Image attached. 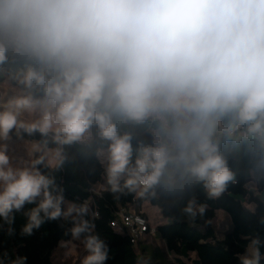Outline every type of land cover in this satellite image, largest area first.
<instances>
[{
  "label": "clouds",
  "instance_id": "1",
  "mask_svg": "<svg viewBox=\"0 0 264 264\" xmlns=\"http://www.w3.org/2000/svg\"><path fill=\"white\" fill-rule=\"evenodd\" d=\"M77 158L102 168L116 200L161 212L197 187L220 199L236 159L253 190L264 183V0H0V219L35 205L21 235L70 221L65 246L106 264L86 218L98 213L51 174ZM208 207L191 195L182 212ZM262 246L250 238L239 264H260Z\"/></svg>",
  "mask_w": 264,
  "mask_h": 264
},
{
  "label": "trees",
  "instance_id": "2",
  "mask_svg": "<svg viewBox=\"0 0 264 264\" xmlns=\"http://www.w3.org/2000/svg\"><path fill=\"white\" fill-rule=\"evenodd\" d=\"M232 166L238 172L237 183L230 185L228 192L220 199L206 200L202 190L197 187L171 207L164 204L163 212L154 204L131 196L116 200L105 190L99 196L91 193V189L104 186L102 168L94 160L85 162L77 158L75 163L66 164L63 170L51 174L63 187L66 200L77 203L88 200L91 210L98 213L96 217L86 218L94 222V234L109 247L110 258L106 264H138V261H147V264H239L238 254L244 252L250 238L258 235L264 240V224L260 222L264 217V183L253 190L248 183V165L243 159H236ZM42 171L48 172L43 168ZM191 195H195L199 202L208 204L203 219L197 217L195 221H189L183 214L182 208ZM144 202L156 208L160 217L168 221L156 225L152 236L162 245L166 257L171 256V259L158 260L154 250L150 256L144 255L148 248L145 239L150 234L145 233L142 236L145 239L140 238L131 244L125 233L110 227L119 209L131 207L138 213ZM34 206L26 205L22 211L14 213L15 222L11 226L0 219V260L3 264H11L17 257L24 256L27 257V264H54L55 251L71 239L70 233L66 232L72 224L63 219L46 222L31 236L21 235V229L27 222L24 213ZM217 213L225 216L229 230L217 231ZM207 219H211L212 223L206 224ZM9 227L14 229L11 235ZM261 253L264 254V246ZM260 264H264V258Z\"/></svg>",
  "mask_w": 264,
  "mask_h": 264
},
{
  "label": "rangeland",
  "instance_id": "3",
  "mask_svg": "<svg viewBox=\"0 0 264 264\" xmlns=\"http://www.w3.org/2000/svg\"><path fill=\"white\" fill-rule=\"evenodd\" d=\"M14 155L19 158L20 156L23 155L22 151H16L13 153ZM104 186H98L95 190V192H99L102 190ZM248 209H251V206H248ZM147 219L149 222V227L155 228L156 225L158 224H166L168 223L167 220H163L160 215L158 210L153 208V210L149 209L147 211ZM225 225H228V221L226 220L225 216L221 213H217V218L215 222V227L219 233L221 231L226 230ZM145 239V238H141ZM146 244L148 245L146 252L144 255L150 256V252L154 250L156 253L155 257L161 261V259H171V256L166 257L165 255V250H163L162 245L152 236L148 235L146 237ZM78 247L73 248L71 245L65 246V244H62L54 253L53 255V262L54 264H81V261L84 256H86L88 253L87 251L83 248V245L79 241L74 242Z\"/></svg>",
  "mask_w": 264,
  "mask_h": 264
},
{
  "label": "built area",
  "instance_id": "4",
  "mask_svg": "<svg viewBox=\"0 0 264 264\" xmlns=\"http://www.w3.org/2000/svg\"><path fill=\"white\" fill-rule=\"evenodd\" d=\"M110 227L125 233L131 244H135L145 233L154 234V228L149 227L144 217L126 209L118 211L117 218L110 223Z\"/></svg>",
  "mask_w": 264,
  "mask_h": 264
},
{
  "label": "crops",
  "instance_id": "5",
  "mask_svg": "<svg viewBox=\"0 0 264 264\" xmlns=\"http://www.w3.org/2000/svg\"><path fill=\"white\" fill-rule=\"evenodd\" d=\"M104 191V187L102 188V190H100L99 192H95V190L91 189L90 192L93 193L94 195L96 196H99L100 195V192H103ZM154 207L150 206L148 203L144 202L143 204H141L140 208H139V212L137 213L134 209H132L131 207L129 208H124L126 210H131L133 212H135L136 214L144 217L146 219V221L148 222V219H147V211H149V209L153 210ZM156 209V208H155ZM120 210V209H119ZM118 210V211H119ZM157 210V209H156ZM249 210H252V207L251 209ZM118 213V212H117ZM149 224V222H148ZM158 225H162V224H158ZM142 238V237H141Z\"/></svg>",
  "mask_w": 264,
  "mask_h": 264
}]
</instances>
